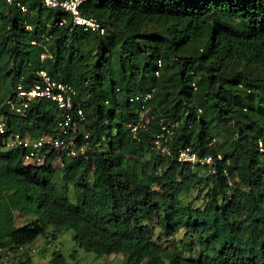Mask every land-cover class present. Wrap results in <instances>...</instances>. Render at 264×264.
<instances>
[{
  "label": "trees",
  "instance_id": "16d2710c",
  "mask_svg": "<svg viewBox=\"0 0 264 264\" xmlns=\"http://www.w3.org/2000/svg\"><path fill=\"white\" fill-rule=\"evenodd\" d=\"M22 1L24 14L0 0L9 131H53V103L8 113L16 85L43 69L73 86L90 150L54 166V154L27 165L21 149H0V264H36L26 247L49 226L71 229L87 252L122 254V264H264V0H86L81 12L103 34ZM145 92L146 102L129 100ZM142 114L144 127L132 132L127 124ZM173 123L160 153L153 137ZM187 145L212 154V165L177 161ZM193 191L195 201L204 191L202 206L182 204ZM15 211L34 218L17 225ZM49 262L69 264L59 251Z\"/></svg>",
  "mask_w": 264,
  "mask_h": 264
},
{
  "label": "built area",
  "instance_id": "2783aa9c",
  "mask_svg": "<svg viewBox=\"0 0 264 264\" xmlns=\"http://www.w3.org/2000/svg\"><path fill=\"white\" fill-rule=\"evenodd\" d=\"M47 8H57L66 12L73 26L82 27L83 30H91L104 33V27L93 16L84 15L81 12V5L86 0H38ZM9 5L15 4L19 7L21 13H26L27 6L22 0H5ZM66 21L62 19L60 24ZM29 28V26H27ZM45 55L42 54L41 58ZM160 66V61L158 62ZM158 75V71L155 72ZM74 88L72 85L63 81L52 78L45 70L37 72V79L30 85L26 86L18 83L14 90L12 98L7 100L9 107L8 113L17 116H25L33 104L42 101L53 103L59 111L55 127L52 132H43L37 136L30 133H20L9 131L6 116L0 110V149L10 150L19 148L23 152L22 160L24 164L41 165L54 154L51 160L52 165L62 166V157L74 158L77 156H87L90 150L88 144L83 141L87 138L88 133L81 129L86 122L85 112L82 107L76 106L73 102ZM151 92L138 93L132 95L131 102L144 103L151 98ZM144 115L142 114L137 123H128L127 127L135 132L138 127H144ZM177 123L171 124L170 127L162 126V131L157 132L153 137V146L160 152H168L166 145L167 137L172 133L171 127ZM82 135V137H80ZM80 138V140H79ZM215 140H212V143ZM261 147V143L259 142ZM217 159H221V154H216ZM214 157L212 154L200 156L199 153L191 146H182L177 151V161L182 164H188L195 169L204 165H212ZM211 172L214 168L211 167Z\"/></svg>",
  "mask_w": 264,
  "mask_h": 264
},
{
  "label": "rangeland",
  "instance_id": "374dc122",
  "mask_svg": "<svg viewBox=\"0 0 264 264\" xmlns=\"http://www.w3.org/2000/svg\"><path fill=\"white\" fill-rule=\"evenodd\" d=\"M5 88L0 87V99L6 97ZM145 115V114H144ZM200 173H203L199 170ZM203 193L199 195V199L195 201L194 197L196 191L187 193L181 197V202L183 205H187L189 202H193L194 206H202L203 204ZM67 196L74 201L73 189L72 187L66 193ZM15 224L21 225L25 222L30 221L34 217L32 215L26 214L25 211H15ZM154 235H158V228L153 229ZM73 231L67 228L55 229L49 226L43 235H39L34 242L29 244L26 249L28 253L32 256L36 264H50L49 260L52 257L53 252H61L69 264H122L123 255L122 254H111L108 256H98L93 252H87L82 247H78L72 239ZM182 236V230L178 231L174 236L175 241L179 240ZM75 250V257L72 260L70 254ZM24 251L19 252L16 256L11 257L15 261L20 258V255Z\"/></svg>",
  "mask_w": 264,
  "mask_h": 264
}]
</instances>
